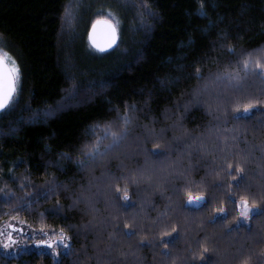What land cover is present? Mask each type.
<instances>
[{"label": "trees", "instance_id": "1", "mask_svg": "<svg viewBox=\"0 0 264 264\" xmlns=\"http://www.w3.org/2000/svg\"><path fill=\"white\" fill-rule=\"evenodd\" d=\"M3 54L0 225L67 247L0 264H264V0H0Z\"/></svg>", "mask_w": 264, "mask_h": 264}, {"label": "snow or ice", "instance_id": "2", "mask_svg": "<svg viewBox=\"0 0 264 264\" xmlns=\"http://www.w3.org/2000/svg\"><path fill=\"white\" fill-rule=\"evenodd\" d=\"M111 16V13L108 14ZM113 23L111 19H97L91 27V33L89 35V39L93 45V47L101 53L107 52L114 47L118 46L119 35L117 31V25ZM250 55V54H249ZM6 54L0 55V110H6L10 103L13 100V97L18 94V81L20 80L21 72L19 66L16 64L15 60H12L11 63L6 62L5 60ZM243 67L245 70L248 69V61L245 60L243 63ZM255 67L259 69V75L264 77V63L257 60L255 61ZM255 111H261V109H256ZM244 116L250 117L253 115V111L245 107ZM236 119L240 118L238 114ZM236 171L239 173L241 171L240 168H237ZM127 199V197H125ZM204 202L203 197L189 198L187 201V205L191 206L193 204L200 205ZM241 207L244 209L242 212V216L244 219H248L249 213L253 215H264V209H250L248 208L247 201L241 202ZM226 218V214H225ZM9 228L15 231H22V229H17L16 225H9ZM130 235V234H129ZM8 240L10 243H14L13 236L11 233L8 235ZM41 243H47L45 241H41ZM162 243H167V241H162ZM5 248L8 247V244L4 245ZM48 247H52L51 244H48ZM67 247V246H66Z\"/></svg>", "mask_w": 264, "mask_h": 264}, {"label": "rangeland", "instance_id": "3", "mask_svg": "<svg viewBox=\"0 0 264 264\" xmlns=\"http://www.w3.org/2000/svg\"><path fill=\"white\" fill-rule=\"evenodd\" d=\"M6 62L11 63V60L7 59ZM191 198H196V197H191ZM189 206V205H188ZM199 206L197 204H193L190 207H196ZM16 225L17 229H22V231H15L13 232L10 228L9 225ZM9 233H11V235L13 236V240L14 243H10L8 240V235ZM46 234V232L42 231V233L40 232H36L32 229H30L28 226L20 224L16 221H8L5 222L3 225H0V251L4 254H8L11 256H14L16 254L17 251H22L25 249L26 247V242L28 240H31V242L28 243V248L30 249H34L37 251H46L49 249H53L56 247H65L67 245V242L64 240L63 237L57 238L56 240H52L49 238H45V239H36V237L38 238L39 236H42ZM41 241H45L47 243H41ZM8 244V247L5 248L4 245ZM48 244H51L52 247H48Z\"/></svg>", "mask_w": 264, "mask_h": 264}, {"label": "water", "instance_id": "4", "mask_svg": "<svg viewBox=\"0 0 264 264\" xmlns=\"http://www.w3.org/2000/svg\"><path fill=\"white\" fill-rule=\"evenodd\" d=\"M90 33H91V28H90V30H89V33H88V42H89V45L94 49V50H96L94 47H93V45H92V43H91V41H90V39H89V35H90ZM96 51H98V50H96ZM99 52V51H98ZM2 110H0V112H1Z\"/></svg>", "mask_w": 264, "mask_h": 264}]
</instances>
